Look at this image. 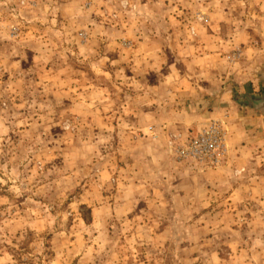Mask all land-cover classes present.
<instances>
[{
    "label": "rangeland",
    "instance_id": "obj_1",
    "mask_svg": "<svg viewBox=\"0 0 264 264\" xmlns=\"http://www.w3.org/2000/svg\"><path fill=\"white\" fill-rule=\"evenodd\" d=\"M179 80L229 96L220 190L148 119ZM262 100L264 0H0V264H264Z\"/></svg>",
    "mask_w": 264,
    "mask_h": 264
},
{
    "label": "crops",
    "instance_id": "obj_2",
    "mask_svg": "<svg viewBox=\"0 0 264 264\" xmlns=\"http://www.w3.org/2000/svg\"><path fill=\"white\" fill-rule=\"evenodd\" d=\"M212 57V55L208 56ZM185 59V58H184ZM183 71V70H182ZM182 71H178L176 69L172 70L170 74H165L167 81H165V85L170 84L171 79H169V75L178 77H183L184 75L187 77L188 73H184V75L181 74ZM206 77H210L207 73L204 74ZM176 84H171L168 87L163 86L165 90L169 91L172 95H174V104L169 103L166 100V91L163 93L162 91L160 93L161 96H158L157 100H154L156 104L150 103L149 109L151 112L148 115V119L150 121H153L154 124H157L160 126V132L159 135L161 136V139H164L166 148H167V142L171 140L169 135H174L176 140H184L188 135L194 134L193 132L188 133L189 129L196 128L197 130L200 129L203 125H205L208 121H210L212 118L218 117L223 115L228 108H226L227 99L229 96H227L226 91L224 93L221 92V89H217L215 86H209L207 84H197L194 85L193 82L186 81L183 82L182 80H179ZM220 88H222L220 86ZM156 89V88H154ZM162 90V86L160 87ZM226 89V88H225ZM216 91H218L217 95L215 94ZM165 94V95H164ZM215 95V96H213ZM178 105V106H175ZM174 106L176 109H174ZM153 111V112H152ZM155 112V113H154ZM159 112V113H158ZM242 115H246V113H233L231 115V119H233V124L230 125L231 128H234L233 131H231V138H230V149L231 154L233 155L235 150L236 143H239V141L243 140V137L246 135L244 123L246 124V121H242L239 117ZM236 117V118H235ZM238 117V118H237ZM250 117V116H249ZM235 118V119H234ZM246 119V118H245ZM251 120V118H249ZM232 121V120H231ZM252 121V120H251ZM162 155V154H161ZM235 158V157H233ZM231 162L227 166L223 165L222 167L216 169V170H210V171H198L200 176L205 177H212V180H210V189H216L220 190L222 187L226 186L225 183H222L223 180H216L220 177H225V174L230 170H236L238 167H234L231 169ZM241 166V165H240ZM183 170H186L188 172L190 171V168L186 167L184 163H182ZM240 188L242 187V184L239 185ZM157 188H161L157 186ZM216 193V192H215ZM219 193V192H217ZM216 193V194H217ZM185 197L184 195H182ZM161 204L163 203L162 200L159 201Z\"/></svg>",
    "mask_w": 264,
    "mask_h": 264
},
{
    "label": "built area",
    "instance_id": "obj_3",
    "mask_svg": "<svg viewBox=\"0 0 264 264\" xmlns=\"http://www.w3.org/2000/svg\"><path fill=\"white\" fill-rule=\"evenodd\" d=\"M179 161H194L202 169L220 167L228 155L225 130L218 120L211 119L174 147Z\"/></svg>",
    "mask_w": 264,
    "mask_h": 264
},
{
    "label": "water",
    "instance_id": "obj_4",
    "mask_svg": "<svg viewBox=\"0 0 264 264\" xmlns=\"http://www.w3.org/2000/svg\"><path fill=\"white\" fill-rule=\"evenodd\" d=\"M260 106H261L262 108H264V100H262V102L260 103Z\"/></svg>",
    "mask_w": 264,
    "mask_h": 264
}]
</instances>
